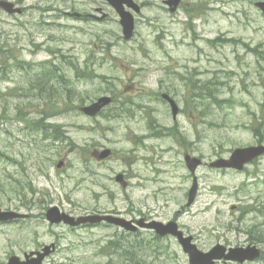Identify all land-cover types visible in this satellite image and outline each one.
<instances>
[{
  "label": "rangeland",
  "instance_id": "obj_1",
  "mask_svg": "<svg viewBox=\"0 0 264 264\" xmlns=\"http://www.w3.org/2000/svg\"><path fill=\"white\" fill-rule=\"evenodd\" d=\"M14 1L27 7V12L9 15L0 10V69L9 75V79L0 77V117L6 116L0 125V153L5 154H0V206L31 216L0 225V261L55 243L56 250L45 264H123L132 247H122V253L117 249L118 255L109 242L116 235L125 242L123 229L51 225L45 211L57 205L80 215L123 208L131 200L148 213L150 207L162 221L176 217L203 250L217 243L253 244L245 230L258 225L260 231H253V238L260 240L264 251V156L243 171L200 167L198 196L189 208L187 194L193 178L184 162L186 153L209 163L227 157L235 147L257 143L252 129L244 126L264 114V59L244 46L260 45L264 50V18L254 5L257 0H182L175 13L169 12L164 0H137L144 5L130 41L122 37L118 14L105 0ZM194 4L200 9L188 15L186 10ZM234 37L240 42L223 41ZM61 57L82 68L87 63L111 82L78 78L70 66L65 67L85 103L116 89L117 96L122 94L125 102L133 103V111L109 119L88 118L78 109L66 112L64 102L57 110L46 107L50 120L63 124L70 137L51 147L40 139L36 144L22 130L27 124L16 119L17 106L24 105L23 112L32 117L39 113L41 102L31 98L28 88L23 90L33 70L26 66L22 71L15 63L53 61L59 66ZM210 78V86L223 89L220 97L229 99L223 106L212 103L208 108L199 103L203 92L191 81ZM55 92L66 89L58 84ZM163 93L177 100L181 108L177 120L161 100ZM176 121L184 140L153 137L160 124L170 127ZM172 132L173 128L168 134ZM102 147L113 149V157L101 162L89 155L87 168L86 151ZM58 161L65 162L60 169ZM121 172L132 182L130 187L123 188L115 180ZM232 205H237L236 211ZM138 239L141 242L133 240V250L141 256V264H189L172 237L154 243L147 237ZM133 262L139 263V258ZM246 264H264V257Z\"/></svg>",
  "mask_w": 264,
  "mask_h": 264
},
{
  "label": "water",
  "instance_id": "obj_2",
  "mask_svg": "<svg viewBox=\"0 0 264 264\" xmlns=\"http://www.w3.org/2000/svg\"><path fill=\"white\" fill-rule=\"evenodd\" d=\"M113 5H115L118 9V11L121 13L122 16V24L125 28V32L130 34V31L132 29V16L128 12H125L122 6V3L126 1L127 3L131 4V0H109ZM178 0H171L170 4H177ZM7 10L12 12L11 4L5 3L2 4ZM176 112V110H175ZM264 152V146L260 147H250L245 149H239L236 150L231 157L230 160H219L215 163L216 166H235V167H241L245 162L250 161L254 157L262 154ZM187 162L190 168H194L198 165L199 160L196 159H189L187 158ZM196 183H194V186L190 192V202H192L195 193H196ZM18 216L16 213L13 212H6L2 213L0 210V220H6L13 217ZM47 218L52 223H58L64 220L67 223L70 224H79L86 220V218H79L78 220H75V218L70 217L66 214L60 213L59 209L57 207H52L47 212ZM128 229H134L130 225H123ZM151 227H155L157 232L161 235H166L168 233H171L173 235H176L182 245L184 246V250L189 253L190 255V264H214V259H219L222 257L225 258H233L238 259L239 261H243L247 256L244 255L245 250L244 249H231L230 253L228 255H224L225 248L222 246H217L213 250H211L209 253H202L200 252L195 245L191 244V237L184 238L182 232L178 231L177 225L175 223H169L167 225H163L161 223H156L155 225H147ZM52 246H46L44 248L43 252H36V257H31L34 255V253H31L30 255L26 254V260L21 261L19 257H11L8 264H42V260L45 258L46 255L50 254ZM255 256V255H253Z\"/></svg>",
  "mask_w": 264,
  "mask_h": 264
},
{
  "label": "flooded vegetation",
  "instance_id": "obj_3",
  "mask_svg": "<svg viewBox=\"0 0 264 264\" xmlns=\"http://www.w3.org/2000/svg\"><path fill=\"white\" fill-rule=\"evenodd\" d=\"M128 210V209H127ZM122 208H117V209H112V210H109L107 212H104V213H112V214H116V215H121L123 217H126L127 219H129L131 222H132V225H138L137 222L138 220H141V225H144L143 221H147L149 219H147L148 217L146 216V214L144 213L143 215L140 214L138 211H134L132 209H130V211H127ZM99 225H113V224H108L106 222H101Z\"/></svg>",
  "mask_w": 264,
  "mask_h": 264
},
{
  "label": "trees",
  "instance_id": "obj_4",
  "mask_svg": "<svg viewBox=\"0 0 264 264\" xmlns=\"http://www.w3.org/2000/svg\"><path fill=\"white\" fill-rule=\"evenodd\" d=\"M216 99V97H213ZM217 102V101H216ZM64 103L67 105V101H64ZM58 102H52L50 105H54L55 108L58 107ZM41 123L38 126V129L41 130V132L44 134V137L47 139H52V140H57L59 137L56 135V132H60L61 130L59 129L58 126H54V130L51 131V134H49L50 130L53 128V125H46L44 122L40 121ZM263 127H260V130H263L262 133H258V136H260L261 139H264V124L262 122L261 124ZM53 134V135H52Z\"/></svg>",
  "mask_w": 264,
  "mask_h": 264
},
{
  "label": "bare ground",
  "instance_id": "obj_5",
  "mask_svg": "<svg viewBox=\"0 0 264 264\" xmlns=\"http://www.w3.org/2000/svg\"><path fill=\"white\" fill-rule=\"evenodd\" d=\"M70 62H71V61H70ZM55 69H56V68H55ZM55 69H54V70H55ZM56 70H57V69H56ZM69 70H70V69H69ZM213 86H214V85H213ZM176 96H177V95H176ZM200 97H201V96H200ZM38 123H39V122H38Z\"/></svg>",
  "mask_w": 264,
  "mask_h": 264
}]
</instances>
